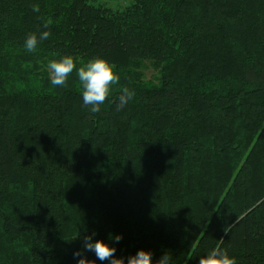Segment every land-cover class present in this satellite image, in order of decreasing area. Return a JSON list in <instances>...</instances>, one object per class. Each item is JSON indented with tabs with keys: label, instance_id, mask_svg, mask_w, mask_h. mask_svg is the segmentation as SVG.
<instances>
[{
	"label": "trees",
	"instance_id": "obj_1",
	"mask_svg": "<svg viewBox=\"0 0 264 264\" xmlns=\"http://www.w3.org/2000/svg\"><path fill=\"white\" fill-rule=\"evenodd\" d=\"M65 55L116 65L98 113L75 71L51 85ZM122 86L135 97L117 111ZM86 236L125 264L217 245L264 264V0H0V264H77Z\"/></svg>",
	"mask_w": 264,
	"mask_h": 264
},
{
	"label": "clouds",
	"instance_id": "obj_2",
	"mask_svg": "<svg viewBox=\"0 0 264 264\" xmlns=\"http://www.w3.org/2000/svg\"><path fill=\"white\" fill-rule=\"evenodd\" d=\"M33 12H39L38 5L33 6ZM52 24L51 19L43 22V31L29 33L25 39L24 47L28 53L35 52L41 41L49 39L51 32L47 29ZM50 74V83L53 87H65L71 74L75 71L81 84V95L83 105L90 113H98L101 106L106 102L112 93L114 86L119 85L120 75L116 70V65L110 63L104 57H93L82 66L77 67L74 57L65 55L59 59H51L47 64ZM135 97V91L126 87H120L117 111L123 110L125 106ZM227 233V230L224 229ZM95 233L92 234L94 236ZM92 236H86L82 245V250L73 253L77 259V264H96L94 260H89L84 253L93 252L99 261H108L109 264H125L124 257H116L117 249L105 243L103 240H93ZM110 239L119 243L121 235H110ZM127 264H152V253L140 249L134 255L127 258ZM156 264H173L172 257L168 253L163 254ZM198 264H237L235 257L230 256L226 248L220 245L209 250L205 255L200 256Z\"/></svg>",
	"mask_w": 264,
	"mask_h": 264
},
{
	"label": "rangeland",
	"instance_id": "obj_3",
	"mask_svg": "<svg viewBox=\"0 0 264 264\" xmlns=\"http://www.w3.org/2000/svg\"><path fill=\"white\" fill-rule=\"evenodd\" d=\"M98 3L104 4L112 10H120L129 3V0H97ZM157 71L151 66L146 65L144 70V79L148 81H156Z\"/></svg>",
	"mask_w": 264,
	"mask_h": 264
}]
</instances>
